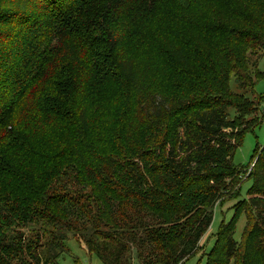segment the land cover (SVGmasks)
I'll use <instances>...</instances> for the list:
<instances>
[{"label":"trees","instance_id":"obj_1","mask_svg":"<svg viewBox=\"0 0 264 264\" xmlns=\"http://www.w3.org/2000/svg\"><path fill=\"white\" fill-rule=\"evenodd\" d=\"M108 1L0 0V264L57 261L59 243L45 247L21 229L59 217L68 228L69 216L88 221L82 229L93 232L82 237L104 264L126 263L131 243L144 247L142 264H180L199 248L215 204L240 186L234 156L263 116L255 87L264 78V0H111L116 14ZM51 32L62 58L54 66L53 51L41 55ZM104 89L121 100L96 120L91 95ZM34 123L56 129L54 149L36 139ZM253 158L254 184L234 218L251 211L254 222L234 264H264V145ZM66 162L92 190L89 210L48 192L52 176L39 165L54 172ZM135 203L158 219L143 227L148 238L130 233L141 218H115ZM233 220L207 264L236 259ZM101 226L121 231L103 238Z\"/></svg>","mask_w":264,"mask_h":264},{"label":"rangeland","instance_id":"obj_2","mask_svg":"<svg viewBox=\"0 0 264 264\" xmlns=\"http://www.w3.org/2000/svg\"><path fill=\"white\" fill-rule=\"evenodd\" d=\"M114 4L111 2V0L105 2L106 9L111 13H113L114 10V14H116L115 9L117 8H113ZM159 5L164 10V2L159 1ZM149 19L153 22H157L160 20L158 15L150 17ZM144 29L146 30L148 37L152 40L157 37V35L153 33V23H148L147 25H145ZM54 35V32H51V34L48 36V41H46L47 43H44L43 52L41 51V55H46L45 53L53 51V55L55 57L52 58L53 66L60 62L59 58L60 60H62V58L59 57V49L57 45L58 42L57 39H55ZM135 40L139 41L138 38H136ZM258 66L260 70L264 71V55L259 59ZM232 85L235 86L234 80H232ZM255 88L256 95L260 97V114L263 116L261 118V123L257 127H255L254 129H249L245 133L244 141L242 145L237 149L234 156L235 164L242 168V172L238 177L239 183H236L237 186H239V184L240 186L238 189H235L230 195L225 196L222 200L218 201L215 204L213 222L210 228L202 237L199 248L192 256L182 261L180 264H207L209 253L216 243V236L219 232L220 227L222 226V224H228L233 219V221H235V237L239 243V249L236 253V259L232 260V264L236 263V261L242 257L245 248L246 234L250 229L252 223L254 222V216L251 211L250 214L248 211L247 214L241 213L235 219V208L239 201L247 199L249 197V191L254 184V181L250 174L254 166V161L256 160L253 157L257 149L264 145V78L260 79L257 82ZM91 97L90 110L91 114L95 116L96 120L100 117L102 106L108 105L107 107L111 108V105L119 104L121 100L119 92L106 89H104L101 93L97 92L96 94L91 95ZM35 120H33V122ZM34 128L38 130V137H36V139L41 143L47 144L48 147L52 149H54L59 144L60 136L56 129L51 125L42 127V125H36V123H34ZM39 168L42 171L43 176H52L47 180L49 183V193L69 195L71 198H76V200H79L81 204L85 206V208H87L88 210L90 209L88 200L92 198V190L90 187L86 189L80 183H78L75 169L69 162L63 163L60 166L59 170L54 172H46L47 168L42 165H39ZM36 175L38 174L36 173ZM89 212L91 215V210ZM148 213H151L149 209H147L140 203H135L131 204L130 207H125L122 211L118 210L115 214V218L117 222H120L122 218H131V222L133 223L138 221L137 218H141L140 222L137 224V227L134 229H130V233L139 235L138 238H148L149 230L143 227L148 224L149 226H153L155 223H158V219L154 215ZM59 218L60 220L58 221V225H48L43 223V221H32L26 228H22L21 231L24 232L27 238L40 240L41 244L45 245V247L53 241H56L61 245V248L65 250V252L60 256L59 259H57V261L52 264H104L103 261L99 259V257L91 254L87 250L86 242L82 237V235L85 233L87 234L93 232V230L90 228L85 231H83L82 229L85 222L88 221L84 218H78L75 220V218L69 216L68 218L71 221H75V223L71 222V226H68L67 228V217ZM92 226L93 225H91V227ZM233 228L234 225L230 226L229 230ZM117 231L121 230H113V228H111L110 226H101L98 227L96 232L101 234L103 238H113ZM63 234H66V238L64 240H61L59 236ZM100 240L104 242V244L107 243L106 240ZM158 243L159 242L157 241L153 242V244L155 245V251L159 253L161 250L159 249ZM131 246L132 248L127 253L128 256L125 259L126 263L121 264L144 263L146 260L144 259V256L146 254L144 247H139L136 243H131ZM149 249H146L147 254L149 252Z\"/></svg>","mask_w":264,"mask_h":264},{"label":"built area","instance_id":"obj_3","mask_svg":"<svg viewBox=\"0 0 264 264\" xmlns=\"http://www.w3.org/2000/svg\"><path fill=\"white\" fill-rule=\"evenodd\" d=\"M254 165V164H253Z\"/></svg>","mask_w":264,"mask_h":264}]
</instances>
